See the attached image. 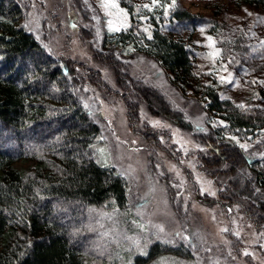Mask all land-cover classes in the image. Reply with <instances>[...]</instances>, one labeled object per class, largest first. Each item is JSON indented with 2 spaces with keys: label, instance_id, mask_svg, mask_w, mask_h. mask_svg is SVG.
Masks as SVG:
<instances>
[{
  "label": "rangeland",
  "instance_id": "obj_1",
  "mask_svg": "<svg viewBox=\"0 0 264 264\" xmlns=\"http://www.w3.org/2000/svg\"><path fill=\"white\" fill-rule=\"evenodd\" d=\"M23 1L25 27L51 55L72 61L78 69L98 71L112 89L100 93L89 85L81 99L102 126L96 157L128 181L129 203L122 211L104 207L88 211L86 221L80 218L93 236L88 244L103 254L116 247L119 262L126 255L144 253L157 240L187 246L191 255L162 256L150 264H264V230L248 219L222 185L224 176L239 182L243 171L231 164L228 175L211 172L201 159L207 148L200 136L208 127L239 146L247 145L251 165L264 172V8L238 0ZM182 10L193 16L178 20L174 14ZM109 21L119 30H110ZM156 30L184 42L193 73L189 83L176 88L142 54ZM209 36L220 49L215 58L209 55ZM106 39L128 63L120 71L138 79H130L126 90L94 55ZM221 76L230 77L229 82L222 83ZM140 81L156 89L183 118L150 112L135 91ZM210 91L230 102L250 126L230 123L223 108L214 107ZM126 99L137 104L135 113ZM224 160L212 161L217 168Z\"/></svg>",
  "mask_w": 264,
  "mask_h": 264
},
{
  "label": "trees",
  "instance_id": "obj_2",
  "mask_svg": "<svg viewBox=\"0 0 264 264\" xmlns=\"http://www.w3.org/2000/svg\"><path fill=\"white\" fill-rule=\"evenodd\" d=\"M238 2L264 8V0ZM26 16L25 1L0 0V264H150L162 256L190 258L187 246L154 240L144 253L126 255L119 262L116 247L103 254L88 244L93 236L79 219L86 221L88 211L104 207L122 211L129 203L128 181L96 157L102 126L81 99L89 85L100 93L112 89L98 71L78 69L72 61L51 55L25 27ZM174 16L186 20L193 15L182 10ZM111 44L106 39L94 55L126 90L130 79H138L120 71L128 63ZM147 45L142 54L161 68L171 84L177 88L192 81L183 41L156 30ZM135 91L153 114L183 118L156 89L140 81ZM209 94L230 123L250 126L230 102ZM125 103L135 113L137 104L128 99ZM200 136L207 148L201 159L211 172L230 173L231 164L241 167L239 182L224 176L222 185L248 219L264 230V172L251 165L254 161L244 148L211 128ZM213 158L225 159L223 167L216 168ZM19 162L27 165L18 166Z\"/></svg>",
  "mask_w": 264,
  "mask_h": 264
},
{
  "label": "snow or ice",
  "instance_id": "obj_3",
  "mask_svg": "<svg viewBox=\"0 0 264 264\" xmlns=\"http://www.w3.org/2000/svg\"><path fill=\"white\" fill-rule=\"evenodd\" d=\"M153 3L155 4V3H156V0H153ZM106 6H107V5H106ZM174 6H175V5L173 4V7H174ZM111 7H116L115 3H112V4H111ZM144 7H148V5H144ZM249 14H251V13H249ZM111 24H112V22L109 21L110 30H119V29H114V28H112V27H111ZM126 26H127V25L125 24V27H126ZM145 31H147V29H145ZM201 31H203V29H201ZM207 39H208V41H209V46L213 48V51H212L211 53H209L210 57L215 58V57L219 56V55H220V49H217V48L215 47V41L213 40V38H212L211 36H209ZM219 79H220V81H221L222 83H226V82H229L230 77H224V76H221ZM240 107H243V105H240ZM240 147H241V148H246L247 145L241 144ZM101 151H103V150H101ZM245 254L247 255L248 253H245Z\"/></svg>",
  "mask_w": 264,
  "mask_h": 264
}]
</instances>
